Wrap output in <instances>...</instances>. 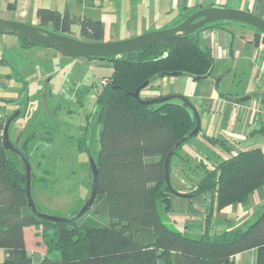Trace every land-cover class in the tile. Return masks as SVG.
<instances>
[{
  "label": "trees",
  "instance_id": "obj_1",
  "mask_svg": "<svg viewBox=\"0 0 264 264\" xmlns=\"http://www.w3.org/2000/svg\"><path fill=\"white\" fill-rule=\"evenodd\" d=\"M194 12L195 8L184 12L181 22ZM35 15L37 26L52 32L65 35L76 25L82 41L100 42L104 38L100 20L47 8H38ZM226 24L231 23L209 26ZM206 27L131 54L95 58L109 60L113 66L107 84L95 94L92 112L99 125V149L94 159L96 195L79 217L53 221L42 218L37 208L33 212L28 207L22 158L29 163L37 143L50 142L53 137L43 136L41 128L30 127L26 134L17 137V142L22 139L18 146L9 135L11 144L20 153L15 154L5 150L2 141L3 127L11 114L0 116V249L6 254L1 264H32L24 240V229L31 226L40 229L46 248L40 264H233L235 255L253 249L258 252V264L264 263V207L246 229L223 230L220 234L213 231L214 221L209 212L203 218L198 238L172 230L161 215V211L171 209L169 197L175 196L164 180V160L171 150L172 157L177 155L183 144L199 135L200 129L189 136L195 128V119L184 103L170 99L145 106L132 94L139 87L144 89L153 79L173 73L188 76L192 81L206 79L214 66L211 51L199 46L198 33ZM19 41L22 49L44 47L28 40ZM254 42L264 43V36L256 31ZM84 90L79 93L84 94ZM28 107V100L21 102L17 118L26 114ZM17 118L12 121L9 134ZM205 140L230 153L219 140L211 137ZM151 157L155 160L147 162ZM198 163L203 175L190 190L182 193L183 197L211 193L217 210L245 202L264 185L261 149L229 154L218 163ZM44 172L49 174L48 170ZM91 180L92 174L90 186ZM37 182L42 188L47 186L31 169V195Z\"/></svg>",
  "mask_w": 264,
  "mask_h": 264
},
{
  "label": "crops",
  "instance_id": "obj_2",
  "mask_svg": "<svg viewBox=\"0 0 264 264\" xmlns=\"http://www.w3.org/2000/svg\"><path fill=\"white\" fill-rule=\"evenodd\" d=\"M20 5V2H16L14 10L18 11ZM90 5L95 15L87 17L103 23V40L107 42L173 28L181 22L184 12L194 8L196 11L209 7L244 10L264 20V0H91ZM36 10L35 8L32 18L34 20L37 19ZM25 18L26 13H21L20 10L16 20H27ZM38 23L33 25L37 26ZM255 33L251 27L237 23L221 27L207 26L198 33L200 48L209 49L214 59L213 69L206 79L192 81L188 76L157 77L139 92L143 100L173 96V101L185 105L188 102L197 112L200 133L196 140L203 151L196 150L193 154L196 159L190 155L192 152L179 156L180 159L186 156L196 163L204 160L207 163H218L229 154L235 155L244 150L258 148L264 152V43L254 42ZM1 52L2 49L0 54ZM3 54L0 56V116L8 115L5 101L14 95L17 82L15 52ZM37 77L35 76L36 80ZM31 79H27V82ZM189 111L192 113L190 109ZM203 127L206 128L205 133ZM205 137L224 143L230 153L212 146ZM209 148H213L212 154L208 151ZM169 200L172 208L167 212L161 211L164 220L178 232L198 238L203 229L202 218L209 212L216 234L223 230L246 229L264 207V185L251 193L245 202L235 203L221 210L216 209L215 200L208 192L193 198L173 196ZM24 240L32 264H40L45 252L40 244V229L26 227ZM5 256V251L0 249V264ZM232 262L258 264V252L253 249L239 253Z\"/></svg>",
  "mask_w": 264,
  "mask_h": 264
},
{
  "label": "rangeland",
  "instance_id": "obj_3",
  "mask_svg": "<svg viewBox=\"0 0 264 264\" xmlns=\"http://www.w3.org/2000/svg\"><path fill=\"white\" fill-rule=\"evenodd\" d=\"M16 2L22 5L18 11L14 10ZM90 4L91 0H0V19L28 25L37 24V19H32L35 8L59 11L67 9L72 15L93 17L95 11ZM20 10L21 13H26L27 20H16ZM65 35L75 40H83L76 25ZM0 49H2L0 56L4 55L3 52L5 55L15 52L16 91L7 98V113L13 116L21 102L28 100L29 103L27 113L13 122L10 133L12 141L17 142V137L26 134L30 127L41 128L43 136L53 137L50 142L39 141L29 156V165L35 177L39 179L42 177L47 185L42 188L37 182L32 187L36 208L40 213L49 216L64 218L74 216L90 194L91 171L87 164L91 158H96L99 149V125L92 113L95 94L101 87V81L103 79L108 81L113 62L68 58L55 50L39 46L22 49L19 39L11 36H0ZM35 76H38L37 80ZM29 78L33 79L27 82ZM82 89L86 91L84 94L79 93ZM85 121L89 125L87 147L79 152L76 148V139L78 134H83L80 124L84 126ZM50 127H53V130ZM203 129L205 133L206 128ZM73 137L75 141L71 143ZM196 137L183 144L177 155L171 159L170 184L176 191L190 190L203 175L201 169H198L199 163L190 157L185 156L184 159L179 157L192 152L190 155L195 158L193 154L196 150L203 151ZM21 142L22 139L17 142L18 146ZM212 149H208L210 154L213 153ZM154 160L152 157L147 158V162ZM45 170H48L49 174H46ZM168 225L177 231L171 224ZM40 244L45 250L42 241Z\"/></svg>",
  "mask_w": 264,
  "mask_h": 264
},
{
  "label": "water",
  "instance_id": "obj_4",
  "mask_svg": "<svg viewBox=\"0 0 264 264\" xmlns=\"http://www.w3.org/2000/svg\"><path fill=\"white\" fill-rule=\"evenodd\" d=\"M237 23L249 26L255 29L257 32L264 36V20L248 11L244 10H234V9H222V8H203L200 9L191 15H189L185 20L174 26L173 28L158 30L153 32L144 33L135 38H130L126 40L119 41H108V42H87L81 40L72 39L64 34H59L52 32L48 29L28 25L21 22L9 21L0 19V36H11L22 40L32 41L38 45L44 46L55 50L59 54L68 58H93V59H103V58H112L118 57L126 54H131L133 52L139 51L143 48L153 47L162 42L176 40L181 37L189 36L196 32L197 30L204 28L206 26L215 24V23ZM178 76L177 73L170 74L169 77ZM147 83L143 84L142 87H145ZM141 87L137 88L132 94L133 97L138 100L142 105H154L164 101H168L173 98V96H167L158 99L143 100L139 96ZM188 108L192 111L195 119V128L190 133V137L195 135L200 129V121L197 112L195 109L188 103L185 102ZM20 111L18 110L13 116H11L5 123L3 127V146L5 150H10L15 154H20L11 144L9 139V128L12 121L19 116ZM186 140H182L178 145H181ZM173 155V150H171L165 160L163 165V175L166 186L170 191L179 197L185 196L182 193L177 192L170 184L169 178V163ZM25 177H26V198L28 207L33 211L37 212L34 200L31 195V168L29 163L22 158ZM90 170L92 174L90 194L87 200L85 201L82 208L75 215L77 217L85 213L88 208L91 206L96 195V185H97V169L94 159H90ZM38 214L44 218L53 221H64L67 218L58 217V216H49L43 213Z\"/></svg>",
  "mask_w": 264,
  "mask_h": 264
},
{
  "label": "flooded vegetation",
  "instance_id": "obj_5",
  "mask_svg": "<svg viewBox=\"0 0 264 264\" xmlns=\"http://www.w3.org/2000/svg\"><path fill=\"white\" fill-rule=\"evenodd\" d=\"M57 108H59L58 106H56ZM57 108H55L57 110ZM12 115V114H11ZM11 117V116H10ZM80 128H83V134H78L77 136V143H76V148H77V151L79 152H82L83 150L86 149L87 147V143H86V140H87V137H88V128H89V125L88 123L85 121V124L84 126L83 125H80ZM75 141V137L72 138V140L70 141L71 143ZM78 145H80L81 147L78 148ZM82 149V150H81ZM81 150V151H80ZM92 159V158H91ZM89 165V170L91 169L90 168V161L89 163L87 164V166ZM91 171V170H90Z\"/></svg>",
  "mask_w": 264,
  "mask_h": 264
},
{
  "label": "built area",
  "instance_id": "obj_6",
  "mask_svg": "<svg viewBox=\"0 0 264 264\" xmlns=\"http://www.w3.org/2000/svg\"><path fill=\"white\" fill-rule=\"evenodd\" d=\"M106 84H107V80H104V79H103V80L101 81V87H100L98 90H100V89H101L102 87H104ZM98 90H97V91H98Z\"/></svg>",
  "mask_w": 264,
  "mask_h": 264
}]
</instances>
